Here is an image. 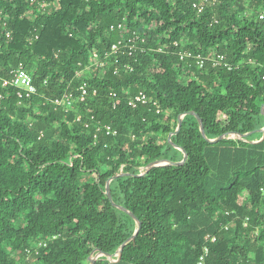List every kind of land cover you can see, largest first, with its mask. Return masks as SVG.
Masks as SVG:
<instances>
[{
	"label": "trees",
	"instance_id": "1",
	"mask_svg": "<svg viewBox=\"0 0 264 264\" xmlns=\"http://www.w3.org/2000/svg\"><path fill=\"white\" fill-rule=\"evenodd\" d=\"M261 16L264 0H218L201 14L190 0H0V76L23 64L39 89L20 105L0 83V264L98 254L96 264H200L205 249L204 264H264ZM120 24L145 39V53L121 57L133 71L83 73L122 38L111 30ZM184 51L223 54L234 69L191 68ZM141 92L149 104L130 108ZM67 94L66 112L54 101ZM191 112L205 137L190 115L176 134ZM105 125L117 135L98 133ZM181 149L185 164H168L184 160ZM120 208L142 227L119 261L138 230Z\"/></svg>",
	"mask_w": 264,
	"mask_h": 264
},
{
	"label": "built area",
	"instance_id": "2",
	"mask_svg": "<svg viewBox=\"0 0 264 264\" xmlns=\"http://www.w3.org/2000/svg\"><path fill=\"white\" fill-rule=\"evenodd\" d=\"M193 8L201 14L207 5H212L218 3V0H190ZM50 4L42 3L40 4V9L45 11L48 9ZM261 19H264V16H261ZM112 31L119 32L122 38L115 43L112 48L107 51L103 56L98 55L96 52L90 55V62L86 65L83 73L91 74L94 69H106L107 67L114 68V75L120 76L121 71L132 72L133 67L129 63L125 64L121 62V57H134L138 52L145 53V39H143L138 33L130 32L128 28L122 24L117 27H112ZM7 38L10 39V34H7ZM144 45V46H143ZM177 47L178 45L175 44ZM159 52H162L160 49ZM177 55L180 58L181 62L186 63L191 68H197L200 70H204L207 66H211L212 68H226L229 71L234 69L233 66L230 65L227 56L220 53H212L211 55L205 57L201 54H196L190 51L179 52ZM79 75V72L77 73ZM264 79V78H263ZM0 83L3 84L4 88H13L16 90L17 97L20 99V105L24 104V101L33 100L36 97H39V89L35 86L32 76L28 73L23 64H20L17 68L11 69L7 75V77L0 76ZM47 83V82H46ZM81 102L86 101L87 96L89 95V87L87 83L82 84L79 88ZM97 91H94V95H96ZM114 102V108H117L119 105V101L117 100V94H112ZM0 98H3L0 95ZM56 107H63L67 112L72 105V94H67L63 97V99H57L54 101ZM149 104V99L147 95L143 92L139 93L137 96L132 98L129 101L128 106L132 109H137L138 106L144 105L147 106ZM82 118L79 117L78 121H81ZM94 120V119H92ZM88 127V125H87ZM97 132H106L108 136L115 137L117 135V131H114L111 126L105 125L100 126L97 129ZM43 137V134H41ZM228 230V227L225 228ZM57 237H54L55 240ZM208 241L216 242V238L208 237ZM50 240L41 241L38 243L36 247L33 249H27L26 255L39 256L41 251L48 247ZM209 254V249H205V255L201 258L200 264H204L205 257Z\"/></svg>",
	"mask_w": 264,
	"mask_h": 264
},
{
	"label": "water",
	"instance_id": "3",
	"mask_svg": "<svg viewBox=\"0 0 264 264\" xmlns=\"http://www.w3.org/2000/svg\"><path fill=\"white\" fill-rule=\"evenodd\" d=\"M263 110H264V108H263ZM187 115L194 116V117H196V118L198 119V121H199V123H200V126H201L202 134H203V136L205 137V128H204L203 122H202V120L200 119V117H199L198 115H196L195 113H193V112H191V113H189V114H183V115H181V116L179 117V126H178V129H177V131H176V134H177L178 132L181 131L182 126H183V119H184V117L187 116ZM261 132H262L263 135H264V129H263ZM226 137H227V135H224V136L221 137L220 139H218V140H216V141H210V142H211V143H218V142L222 141L223 139H225ZM240 137H241V136H240ZM171 138H172V135L170 136V140H171ZM241 138H242V137H241ZM181 151H183V150L181 149ZM183 152H184V151H183ZM184 154H185V157H184V160H183L181 163H168V164H170V165H175V166H182V165H184L185 162L187 161V158H188L187 153L184 152ZM164 164H167V163H166V162H158V163H154V164H151L150 167H148L147 169L149 170V169H151V168H159V167L163 166ZM113 180H114V178H113V179H110V180L107 182V186H106V194H107V196H108V198H109V200H110L111 202H112V195H111V190H110V184H111V182H112ZM120 209H121L122 211L128 213L133 219H135V220L138 222V220L136 219V217H135L134 215H132L130 212H128L126 209H124V208H120ZM141 227H142V224H141L140 222H138V230L136 231L135 235L132 236L130 239H128V240L122 245V247L120 248V250L118 251V253H117L116 256L119 258V261H120L121 258H122V255H123V252H124L125 247L127 246V244H129L130 242H132V241L138 236V234H139V232H140V230H141ZM102 256H104V255H103V254H98L96 257H91V258H90L91 264H96L97 261H98V259H100ZM107 258H108V259H112L111 257H107Z\"/></svg>",
	"mask_w": 264,
	"mask_h": 264
},
{
	"label": "rangeland",
	"instance_id": "4",
	"mask_svg": "<svg viewBox=\"0 0 264 264\" xmlns=\"http://www.w3.org/2000/svg\"><path fill=\"white\" fill-rule=\"evenodd\" d=\"M22 264H24L23 262H21Z\"/></svg>",
	"mask_w": 264,
	"mask_h": 264
}]
</instances>
